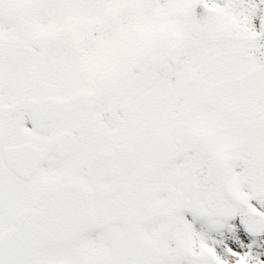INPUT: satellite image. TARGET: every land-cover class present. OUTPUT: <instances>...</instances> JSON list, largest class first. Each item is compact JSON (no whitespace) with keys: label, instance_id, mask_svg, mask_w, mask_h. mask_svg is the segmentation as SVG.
I'll list each match as a JSON object with an SVG mask.
<instances>
[{"label":"snow or ice","instance_id":"1","mask_svg":"<svg viewBox=\"0 0 264 264\" xmlns=\"http://www.w3.org/2000/svg\"><path fill=\"white\" fill-rule=\"evenodd\" d=\"M0 264H264V0H0Z\"/></svg>","mask_w":264,"mask_h":264}]
</instances>
